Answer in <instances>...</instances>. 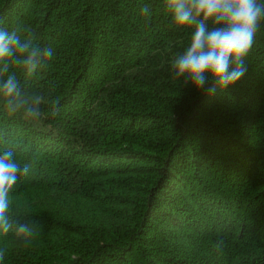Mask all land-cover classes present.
<instances>
[{"label": "trees", "instance_id": "1", "mask_svg": "<svg viewBox=\"0 0 264 264\" xmlns=\"http://www.w3.org/2000/svg\"><path fill=\"white\" fill-rule=\"evenodd\" d=\"M0 27L54 50L17 73L43 119L0 110V151L31 165L13 214L38 229L5 264H264V24L215 95L172 79L192 29L164 0H0Z\"/></svg>", "mask_w": 264, "mask_h": 264}, {"label": "clouds", "instance_id": "2", "mask_svg": "<svg viewBox=\"0 0 264 264\" xmlns=\"http://www.w3.org/2000/svg\"><path fill=\"white\" fill-rule=\"evenodd\" d=\"M164 5L175 26L192 29L188 45L171 62L172 79L209 95L235 86L247 73V57L264 24V0H164ZM141 14L150 16V7L145 4ZM53 57L54 50L42 47L29 27L23 31L0 27V110L38 124L43 119V97L27 94L17 73L33 77ZM59 110V102H54L51 115ZM30 170L31 165L18 161L12 149L0 151V238L5 239L0 243V264L9 253L8 238L27 248L38 235L36 223L14 215L11 207L10 193ZM224 246L221 238L214 249L222 252Z\"/></svg>", "mask_w": 264, "mask_h": 264}]
</instances>
